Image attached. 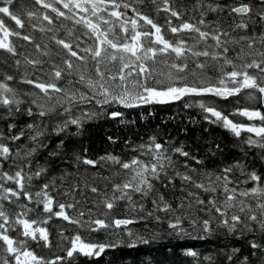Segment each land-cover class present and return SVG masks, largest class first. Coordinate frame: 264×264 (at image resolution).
<instances>
[{"label":"snow or ice","instance_id":"1","mask_svg":"<svg viewBox=\"0 0 264 264\" xmlns=\"http://www.w3.org/2000/svg\"><path fill=\"white\" fill-rule=\"evenodd\" d=\"M173 108L235 151L178 140ZM149 117L102 138L119 154L78 139ZM151 220L191 264L216 257L180 242L218 230L241 245L223 262L264 264V0H0V264H113Z\"/></svg>","mask_w":264,"mask_h":264},{"label":"trees","instance_id":"2","mask_svg":"<svg viewBox=\"0 0 264 264\" xmlns=\"http://www.w3.org/2000/svg\"><path fill=\"white\" fill-rule=\"evenodd\" d=\"M226 26L227 23H225V27ZM36 35L37 37L41 36L40 33H36ZM41 42L47 41L45 39ZM28 47L29 50H31V46ZM20 87L23 88L26 86L20 85ZM241 103L243 104V102ZM136 111L140 110L133 111L132 119H136ZM169 116H175V119L168 120L167 130L172 135L176 136V133L173 130L178 124L182 127L186 126L191 130L190 132L181 131L177 136L178 140L184 141L188 146L195 148L197 145L203 144L204 140H207L208 142L215 140L225 145L226 152L229 150L235 151L233 148L234 138L223 129L204 123L197 110L192 109L177 113V109L173 108L171 113H161L159 119L165 120ZM149 119L151 120V124H148L147 120L140 119L138 125L132 127L131 130L123 125L96 122V124L88 128L83 136L78 137V139L82 141V146L84 148L89 149L88 154L90 156L103 154L105 149L112 151L113 148H115V152L119 154L120 147L102 143V138L106 137L107 134L115 133L121 140L124 138L133 140L137 135L146 139L154 130L159 131V128H154V126L157 125V119L154 117H149ZM190 119H195L199 121V123L192 124L189 122ZM202 128L211 132V135H208L207 132H202ZM46 142L51 143V141ZM220 159L223 158L221 157ZM102 186L103 185L101 184V187ZM117 211L119 212L120 209L118 208ZM130 227L145 236H149L150 232H160V238L148 245L141 244L135 249H117L114 254L109 253L104 256L102 258L104 262L113 260V264H191V258L185 257L180 247H175L177 242L164 234L166 228L163 224H158L156 221L151 220L142 221L141 223L131 225ZM180 243L188 247H194L203 256L214 255L216 257V264H226V262H223L222 257L224 250L233 246H241L231 237L224 236L219 230L217 233L208 236L203 240H186ZM37 251L44 255H50L47 249H37Z\"/></svg>","mask_w":264,"mask_h":264},{"label":"rangeland","instance_id":"3","mask_svg":"<svg viewBox=\"0 0 264 264\" xmlns=\"http://www.w3.org/2000/svg\"><path fill=\"white\" fill-rule=\"evenodd\" d=\"M241 102L245 103V101L241 100Z\"/></svg>","mask_w":264,"mask_h":264}]
</instances>
